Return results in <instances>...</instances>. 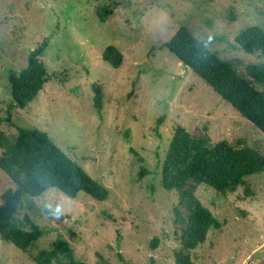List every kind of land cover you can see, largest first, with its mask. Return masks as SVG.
Listing matches in <instances>:
<instances>
[{
    "label": "rangeland",
    "instance_id": "374dc122",
    "mask_svg": "<svg viewBox=\"0 0 264 264\" xmlns=\"http://www.w3.org/2000/svg\"><path fill=\"white\" fill-rule=\"evenodd\" d=\"M181 25L221 59L239 60L242 70L264 64V55L246 53L235 41L245 27L264 29V0H0V128L11 140L16 126L46 131L109 190L102 202L54 189L38 197V206L65 215L67 226L50 231L48 219L31 213L47 230L40 248L61 234L87 264H179V254L194 264H264V172L234 191L191 180L187 190L223 225L194 250L178 240L189 211L162 185L178 127L264 155V133L165 47ZM44 40L48 79L33 101L12 111V125L5 120L13 102L9 72L24 68ZM108 45L122 52L119 67L103 59ZM97 90L101 115L94 106ZM142 167L147 173L140 177ZM10 187L0 169V196ZM0 264L32 261L0 238Z\"/></svg>",
    "mask_w": 264,
    "mask_h": 264
},
{
    "label": "trees",
    "instance_id": "16d2710c",
    "mask_svg": "<svg viewBox=\"0 0 264 264\" xmlns=\"http://www.w3.org/2000/svg\"><path fill=\"white\" fill-rule=\"evenodd\" d=\"M235 41L246 53L264 55V29L258 25L243 28ZM47 44L48 41L44 40L31 50L27 65L20 71L9 72L13 102L8 104L5 120L12 125H15L10 118L12 111L25 108L33 101L48 79L47 67L41 60ZM165 47L264 133V64L248 63L242 70L239 60L221 59L206 41L185 25L178 27ZM102 57L113 67H119L123 62L122 52L114 45H108ZM102 105V93L97 90L94 106L98 115H101ZM16 127L14 140L0 128V169L13 184L0 196L1 240L27 254L32 264H87L75 254L70 242L61 234L48 246L40 248L47 230L40 227L31 213L45 217L50 222L49 230L58 231L67 227L66 216L44 206L40 208L36 203L38 197L54 189L69 198L85 195L102 202L109 196L108 188L64 152L46 131L36 127ZM131 152L142 160L133 148ZM262 172L264 155L252 148L240 142L214 144L206 137L192 136L178 127L163 163L162 185L166 190L175 191L189 211V224L183 227L178 237L182 248L187 251L196 249L206 240L208 232L223 225L187 190L191 180L216 191H234L247 177ZM146 173L142 167L139 176ZM69 232L71 239H75L76 234L72 230ZM177 262L194 264L188 254H179Z\"/></svg>",
    "mask_w": 264,
    "mask_h": 264
}]
</instances>
